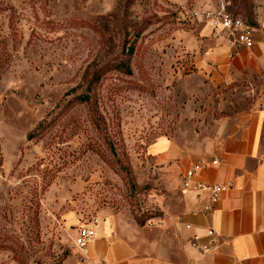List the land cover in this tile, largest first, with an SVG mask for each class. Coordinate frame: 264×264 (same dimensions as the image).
I'll list each match as a JSON object with an SVG mask.
<instances>
[{
  "label": "rangeland",
  "instance_id": "1",
  "mask_svg": "<svg viewBox=\"0 0 264 264\" xmlns=\"http://www.w3.org/2000/svg\"><path fill=\"white\" fill-rule=\"evenodd\" d=\"M221 2L255 29L240 57L191 17ZM258 116L264 143V0H0V264L79 260L99 209L173 245L183 170L151 146L198 153Z\"/></svg>",
  "mask_w": 264,
  "mask_h": 264
},
{
  "label": "crops",
  "instance_id": "2",
  "mask_svg": "<svg viewBox=\"0 0 264 264\" xmlns=\"http://www.w3.org/2000/svg\"><path fill=\"white\" fill-rule=\"evenodd\" d=\"M228 52V48L220 47L216 54L223 58ZM233 53L243 55L241 50ZM233 131L218 145L198 153H182L168 140L151 146L158 163L170 164L173 160L179 170L198 160L215 158L217 164L199 171L194 180L231 185L209 212L203 211L206 191H181L170 218L176 236L173 245L159 246L145 239L133 220L99 209L94 215L96 223L86 224L94 229L87 255L100 257L105 264H264V143L259 116L251 126ZM177 215L180 217L175 218ZM63 220L67 226L80 224L73 211L66 212ZM186 224L190 227L186 228ZM208 230L212 233L208 234ZM202 246L207 249L201 250ZM67 258H71L68 264H82L80 259H74L78 258L75 254Z\"/></svg>",
  "mask_w": 264,
  "mask_h": 264
},
{
  "label": "built area",
  "instance_id": "3",
  "mask_svg": "<svg viewBox=\"0 0 264 264\" xmlns=\"http://www.w3.org/2000/svg\"><path fill=\"white\" fill-rule=\"evenodd\" d=\"M191 17L204 24L211 33L218 35L222 42L228 45L232 52H237L242 49L250 50L255 44V29L249 25L243 18L237 15H233L226 8V4L219 3L216 7L205 10H193ZM218 160L212 158L211 160H198L183 170L180 175V185L182 189L206 191L207 201L203 206V211L209 212L211 206L218 200L221 193L230 188V184H206L202 182H196L194 180L195 175L205 169L209 165L217 164ZM92 223H96V219ZM84 223L76 229V234L73 237V246L77 249L80 255V261L82 264H105L104 260L100 257H89L87 255L88 244L94 237V229L88 227ZM186 228L190 225L186 224ZM212 231L208 230V234ZM197 236L193 237L196 240ZM201 250H206L205 246L199 247Z\"/></svg>",
  "mask_w": 264,
  "mask_h": 264
},
{
  "label": "trees",
  "instance_id": "4",
  "mask_svg": "<svg viewBox=\"0 0 264 264\" xmlns=\"http://www.w3.org/2000/svg\"><path fill=\"white\" fill-rule=\"evenodd\" d=\"M232 13V12H231ZM233 15H237V14H234V13H232ZM237 16H239V15H237ZM241 17V16H240ZM241 18H243V17H241ZM249 25H252L250 22H248V20H246V18H243ZM129 72V70H127V73Z\"/></svg>",
  "mask_w": 264,
  "mask_h": 264
}]
</instances>
